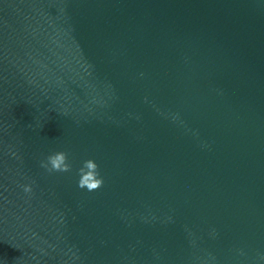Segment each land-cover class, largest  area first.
<instances>
[{"label": "water", "instance_id": "1", "mask_svg": "<svg viewBox=\"0 0 264 264\" xmlns=\"http://www.w3.org/2000/svg\"><path fill=\"white\" fill-rule=\"evenodd\" d=\"M0 264H264V0H0Z\"/></svg>", "mask_w": 264, "mask_h": 264}]
</instances>
